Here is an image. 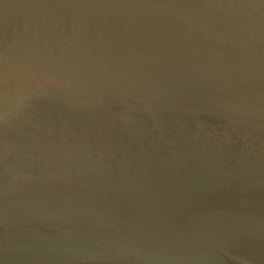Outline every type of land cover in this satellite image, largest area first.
<instances>
[{"label":"water","instance_id":"95a60500","mask_svg":"<svg viewBox=\"0 0 264 264\" xmlns=\"http://www.w3.org/2000/svg\"><path fill=\"white\" fill-rule=\"evenodd\" d=\"M0 264H264V0H0Z\"/></svg>","mask_w":264,"mask_h":264}]
</instances>
